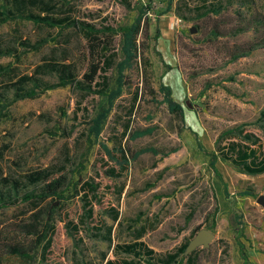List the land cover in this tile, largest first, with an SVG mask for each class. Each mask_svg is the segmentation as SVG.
<instances>
[{"label": "rangeland", "instance_id": "rangeland-1", "mask_svg": "<svg viewBox=\"0 0 264 264\" xmlns=\"http://www.w3.org/2000/svg\"><path fill=\"white\" fill-rule=\"evenodd\" d=\"M69 2V10L56 2L54 14H69L96 27L111 26L115 30L112 47L116 60L120 58L119 29L134 19L140 6L147 9L140 20L136 57L124 70L125 85L114 100L97 141L91 145L86 140V127L102 102L98 95H83L66 85L33 98L12 100V82L22 74H31L37 64L74 61L79 77L85 68L84 40L79 32L18 19L0 24V48L12 51L11 55H0V176L20 181L18 195L31 189L24 186L22 177L37 168L62 170L72 180L94 176L93 165L102 155L100 144L111 147L119 143L128 159L126 171L112 181L122 186L118 199L105 193L100 205L116 204L117 219L110 220L93 203L95 216L111 226L110 243L87 237L80 230L82 241L73 245L63 223L56 221L47 262L99 264L101 253L105 258L130 259V255L116 252L114 246L132 241L142 226L144 233L139 240L155 256L173 251L191 236L183 255L195 249L194 264H242L235 245L241 230L239 240L247 252L248 264H264V174L238 173L217 160L214 165L226 183L224 194L208 165L207 154L197 147L200 142L204 150H212L220 131L243 123L247 124V131L263 139V133L251 122L264 108V48L226 62L225 49L250 40L251 29L214 40L205 39L204 34L212 23L230 32L242 22L237 11L245 17L253 13L264 15V0H252L248 8L238 10L232 5L214 17L201 19L187 13L199 0H171L169 11L162 14L167 0ZM38 7L39 4L27 3V9L32 11ZM175 10L189 19L179 18ZM155 28L156 39L152 37ZM41 39L44 42L36 49H26L21 44L23 40L36 43ZM103 74L111 81L115 76L113 67ZM37 76L43 82L56 81L55 73ZM159 82L170 88L171 99L180 105L181 119L167 110L157 91ZM124 124L127 130L122 134ZM141 129L150 132L130 137ZM144 147L159 153L144 152L132 158L136 150ZM171 148L176 150L161 155ZM96 180L101 187L112 185L101 175ZM78 196L68 194L63 208L74 220L80 214ZM29 211V204L22 201L0 208L1 264H26L7 257L6 244L29 241L30 235L17 232V224L27 218Z\"/></svg>", "mask_w": 264, "mask_h": 264}, {"label": "trees", "instance_id": "trees-1", "mask_svg": "<svg viewBox=\"0 0 264 264\" xmlns=\"http://www.w3.org/2000/svg\"><path fill=\"white\" fill-rule=\"evenodd\" d=\"M70 9L69 0H0V24L9 20H26L34 25H42L50 28L70 27L79 32L84 40V62L85 68L77 74V68L74 61L62 63L43 62L34 66L31 74H22L12 83L15 85L12 100L22 98H33L38 93L46 90L71 85L77 92L85 94H96L102 101L95 113L89 120L86 127V140L89 145L97 141L102 125L110 112L114 100L120 95L125 85L124 70L129 68L137 54L136 39L140 29L141 17L145 14L147 6L143 5L137 9L134 19L127 25L119 29L120 32V58L116 60V52L112 47V37L115 30L105 24L96 27L95 24L85 20H77L69 14H54L56 2ZM27 3L30 5L39 4L37 11L27 9ZM171 0H167L165 9L160 14L169 11ZM252 4V0H199L197 4L187 9L188 15L195 19L204 17H214L223 9L235 5L237 10L241 7ZM64 10V9H63ZM183 20L189 19L185 14L175 10L174 12ZM239 25L230 30L222 31L218 23H212L211 27L205 31L204 38L214 40L223 35L234 36L247 30L252 31L253 37L244 42L241 46L225 49L226 62H232L240 57L246 56L250 51L256 48H264V15L253 13L250 16H243L237 11ZM192 19V18H191ZM197 29L198 26L196 27ZM158 36L157 28L154 29L153 38ZM44 42L43 39L36 43H30L23 40L21 44L26 49H36ZM158 54V52L156 51ZM9 48H0V55H11ZM65 59V58H64ZM63 59V60H64ZM113 67L115 76L109 81V78L103 74L106 69ZM165 67H169L166 65ZM45 73H55L56 81L47 83L41 81L37 76ZM231 80V77H228ZM157 91L161 94L162 100L170 113L176 114L179 119L182 118L180 105L174 102L170 97V88L158 83ZM251 124L263 133V139L256 134L245 129L246 123L237 124L220 131L213 140V149L204 150L200 142L197 147L205 152L209 158L208 165L212 174L216 177L222 191L226 194V183L222 180L221 174L215 167V162L228 164L234 171L245 175L264 174V108L258 111L257 117ZM127 130V125H123L122 134ZM149 129L135 130L130 134L132 139L148 134ZM194 133V132H192ZM102 155L94 165V176L86 180H72L62 170L51 171L48 167L37 168L22 177L24 186H30L31 189L19 194V180L9 181L6 177L0 176V208L13 205L16 202H27L30 211L25 220L17 224V232L24 236L30 235L31 238L25 243L6 244L7 257L16 258L26 264L39 262L40 264L48 261V255L51 253L50 245L55 233L56 221L63 223L66 236L71 239L73 245L81 243V237L78 234L80 230L87 234V237L110 243L111 226L105 224L103 219L96 217L93 211V203L98 205L100 213L103 212L110 220L117 219L116 204L107 202L102 205L103 195L112 194L115 201L118 199L122 186L112 181L118 179L126 171L128 159L125 150L119 143L107 147L104 144L99 145ZM176 149L162 153L166 156ZM149 152L156 155L159 152L151 147L139 148L132 154L135 158L140 153ZM103 176L111 180V184H101L96 177ZM68 194L79 195L80 214L74 220L67 216L63 211ZM246 194V193H244ZM142 226L136 231L132 241L125 244H116V252L130 255V259L105 258V254L99 256V264H194L196 260V250H190L183 255L187 247L189 236L180 243L173 251L165 253L162 257L155 256L152 249L148 248L139 240L143 235ZM242 236V231H239ZM239 236V237H240ZM237 236L235 239L236 249L242 264H248V256L242 242ZM1 264V263H0ZM45 264H51L47 262ZM217 264H222L217 263Z\"/></svg>", "mask_w": 264, "mask_h": 264}, {"label": "water", "instance_id": "water-1", "mask_svg": "<svg viewBox=\"0 0 264 264\" xmlns=\"http://www.w3.org/2000/svg\"><path fill=\"white\" fill-rule=\"evenodd\" d=\"M258 201H260V202H261V201H262V200H261V198H259V199H258Z\"/></svg>", "mask_w": 264, "mask_h": 264}, {"label": "crops", "instance_id": "crops-1", "mask_svg": "<svg viewBox=\"0 0 264 264\" xmlns=\"http://www.w3.org/2000/svg\"><path fill=\"white\" fill-rule=\"evenodd\" d=\"M247 253V252H246ZM248 256V255H247Z\"/></svg>", "mask_w": 264, "mask_h": 264}]
</instances>
